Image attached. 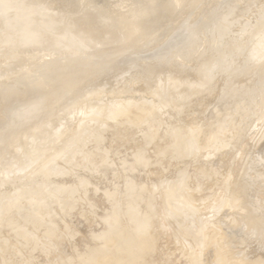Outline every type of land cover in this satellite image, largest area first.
Segmentation results:
<instances>
[{
  "label": "rangeland",
  "instance_id": "obj_1",
  "mask_svg": "<svg viewBox=\"0 0 264 264\" xmlns=\"http://www.w3.org/2000/svg\"><path fill=\"white\" fill-rule=\"evenodd\" d=\"M136 1L153 14L126 34L102 0H0V203L19 196L0 214V264H91L113 243L104 262L121 250L115 227L132 230L128 208L152 212L140 264H200L210 249L264 264V0ZM125 100L128 117L92 105ZM177 183L197 199L190 218L165 213Z\"/></svg>",
  "mask_w": 264,
  "mask_h": 264
},
{
  "label": "bare ground",
  "instance_id": "obj_2",
  "mask_svg": "<svg viewBox=\"0 0 264 264\" xmlns=\"http://www.w3.org/2000/svg\"><path fill=\"white\" fill-rule=\"evenodd\" d=\"M127 1V0H126ZM125 0H117V3L119 4V5H124V4H126L128 7H127V11L126 12H124V13H119L118 14V16H119V19H120V17H122L123 18V21L122 20H120V21H122V25L124 24V21L125 22H127V21H129V20H131V21H133L134 22V20L136 21V19H134V18H136L137 17V20H138V17L139 18H147V16H146V13H148V5H147V7L145 8V6L144 5H146V4H142L143 2H145V1H143V0H141V1H143V2H141L139 5H140V7L139 8H135V7H133L131 4H128V2L130 3V1H128V2H126ZM131 1H136V0H131ZM138 1H140V0H138ZM137 2V1H136ZM139 3V2H138ZM138 3L136 4L137 6H139L138 5ZM145 3H147V2H145ZM149 3V2H148ZM143 5V6H142ZM151 5V4H150ZM136 6V7H137ZM142 6V7H141ZM251 7V6H250ZM147 9V10H146ZM151 9H153L154 10V8L153 7H151L150 8V11H151ZM154 12V11H153ZM150 14L151 13H149V16L148 17H150ZM153 14V13H152ZM146 16V17H145ZM134 19V20H133ZM140 20V19H139ZM132 23V22H131ZM136 23L138 24L139 22L138 21H136V22H134V30L136 31ZM125 25H127L126 23L124 24V27L123 28H127L129 25H127V27L125 26ZM122 27V26H121ZM140 27V26H139ZM138 27V28H139ZM130 28V29H129ZM128 29L131 31V27H129ZM138 30V29H137ZM127 29H126V34H127ZM135 33V32H134ZM128 34H130V32L128 33ZM126 37H128L127 35H126ZM262 42L264 43V33L257 39V41H256V44L258 45V46H260V44H262ZM262 46V45H261ZM261 46L259 47V48H261ZM264 46V45H263ZM253 47H255V44H254V46ZM255 49V48H254ZM262 49V48H261ZM264 49V48H263ZM258 50V52H259V49H257ZM254 50H252V53H255V52H257L256 50H255V52H253ZM261 51V50H260ZM257 52V53H258ZM256 53V54H257ZM255 54V55H256ZM263 54V53H262ZM254 55V54H253ZM252 58V57H251ZM250 58V59H251ZM255 59V58H254ZM262 60V59H261ZM251 61H252V59H251ZM217 63V62H216ZM214 68V67H213ZM213 70V69H212ZM210 75V74H209ZM94 107H96L94 110H96L97 112H100V113H102V114H106V115H108V116H110L111 114H115L116 116H119V117H122L123 115H126L127 117L129 116V114L131 113V109L133 108V107H136L132 102H129L128 100H125V102H122V103H120V105H116L115 107H113L112 108V106L111 107H107V106H105L103 103H101V104H96V105H94V104H92ZM107 107V109H104V108H106ZM93 108V107H92ZM112 108V109H111ZM90 110H91V108H90ZM91 111H93V110H91ZM146 110H144V109H140L138 112H136L135 113V118H133L132 120H134V121H136V120H139L140 118H142V114H143V112H145ZM225 121V120H224ZM224 121L222 122L221 121V123H222V128H223V126L224 127H226L225 125V123H224ZM220 123V124H221ZM218 125H219V123H218ZM218 129H219V126H216ZM221 127H220V129H221ZM215 128V127H214ZM217 128H215V129H217ZM224 130H226L225 128H224ZM213 132V131H212ZM217 132V131H216ZM215 132V133H216ZM87 133V132H86ZM214 133V132H213ZM220 133H222V132H220ZM217 135V134H216ZM217 144H219V141H217L216 142ZM91 145H94V144H91ZM179 146H180V144H178ZM182 145V144H181ZM183 145H185V146H183V147H186V149L184 148V150H186L188 153L189 152H191L194 148H195V146H196V144H195V142H193V141H188L187 142V144L186 143H183ZM89 146V145H88ZM182 147V146H181ZM182 147V148H183ZM87 148V147H86ZM90 149V148H89ZM66 150V149H65ZM183 150V149H182ZM74 152L75 153H78V152H80V150L79 149H75L74 150ZM88 152V151H87ZM86 152V153H87ZM96 152L97 151H95L94 153L96 154ZM75 153H74V155H75ZM186 153V152H185ZM211 153V152H210ZM40 153H38L37 155H35V158L39 155ZM88 154V153H87ZM102 154V153H101ZM208 154V153H207ZM78 157V156H77ZM35 158H32L31 160H35ZM43 158V157H42ZM75 159H76V157H75ZM23 168L24 167H15L12 171H10V173H9V175L10 174H12L13 176L16 174V177L18 176V174H20L21 172H23ZM53 169L54 170H56L55 168H53V166L52 165H50L49 167H48V169H46L45 171H43L42 173H41V175L39 176V178H38V180H37V184H36V186L38 185V186H40V187H36V188H39V189H41V188H44L43 189V192L46 190V188L47 187H45V185H47L48 183V176H47V174L46 173H48V175L51 173V172H48L49 170H52L53 171ZM60 169V168H59ZM62 170V169H61ZM59 171V170H58ZM57 172V171H56ZM55 173V172H54ZM16 177H14V178H16ZM49 185V184H48ZM50 185H52V183L50 184ZM57 186H59V188H57L56 189V186L55 185H53V188L55 187V190L57 191L58 189V192H59V195H62V196H66L67 194V191L64 189V187L62 186L61 187V185H57ZM48 188H49V190L50 189H53V188H51V186H48ZM180 187H179V183H177V184H173L172 185V187H171V189L169 190V191H167L168 192V195H167V193H166V202H164V210H165V213L167 214V215H171L173 218H175V219H180V218H182V217H187V218H190L191 216H194V213H195V211H196V201L195 200H197V199H193V198H191L188 194L187 195H185V194H179V193H176V191L179 189ZM48 190V191H49ZM50 191H52V190H50ZM47 192V193H51V192ZM56 191H54V189H53V191H52V194L53 195H51V196H55L54 195V193L56 192ZM41 192V191H40ZM54 192V193H53ZM58 192H56V193H58ZM46 193V192H45ZM45 193H42V195L43 194H45ZM46 193V194H47ZM69 193V192H68ZM64 194V195H63ZM171 194V195H170ZM251 194V193H250ZM38 195H40V194H38ZM48 195V194H47ZM69 196V195H68ZM68 196L67 197H64V199L62 198V197H60V199H61V201L63 200H65V198H66V201L68 200L67 198H68ZM18 195H14V197L13 198H11V201H7V202H4V203H0V214L2 215V212H3V210L5 209V210H7V209H9L11 206H15V203L17 202V200H18ZM38 197V196H37ZM38 198H41V197H38ZM38 198H34V200L36 199V200H38ZM42 199V198H41ZM40 200V199H39ZM234 200H236V199H234ZM43 201V200H42ZM62 201V202H63ZM37 202V201H36ZM45 202V201H44ZM195 202V203H194ZM232 202V201H231ZM40 203H42V202H40ZM64 203H66V202H64ZM44 204V203H43ZM228 205V203H226V201H222L221 200V202L218 204L219 206H225V205ZM180 206H181V208H180ZM38 207H40V205L38 206ZM43 207V206H42ZM42 207H41V209H42ZM40 209V210H41ZM39 210V211H40ZM134 210V211H133ZM136 209L134 208V209H131V208H128L127 210H126V212H125V214H129V216L131 215V220H132V227H130V230L132 231H129V229H127L128 231H129V233H128V231L127 230H125V232L127 233H125L124 232V230H119V229H117L116 227H115V230L116 231H121V232H115V230L114 231H112V233L111 234H113V235H115V237H113L114 239H117V240H121L120 241V243H121V246H119V247H121V250L120 249H118L117 250V252L116 251H112V255L106 260V261H104L103 262V260H101V257H99L100 256V253H102V251L104 250V249H106V248H109L110 247V245L112 246L113 245V243L112 242H117L118 243V241H116V240H114V241H112L111 243L112 244H109L110 242H108V241H110L111 239H112V236L111 237H109V238H111L110 240H105L104 239V245H106L105 244V242L107 241L108 243H107V246H109V247H104L103 248V245H102V247H100V250L101 249H103V250H98V246H97V248H95V247H93V249L95 248V249H97V250H93V251H96V252H98V251H100V252H98V254H99V256H94L93 258H92V262H91V264H94V260L96 261L95 263L96 264H140V263H142L141 261H140V259H141V255H142V253H145V252H151L152 250H153V237L152 236H146V235H144V233L146 234V233H148V232H150L151 231V225H152V223H150V221H151V219L153 218L152 217V212L150 211V212H148V213H146V215H143L140 219H138V217L137 218H135V215H137V210L135 211ZM131 213V214H130ZM111 216L113 217V218H115L117 215H116V212L115 211H113V213L111 214ZM195 221H198V220H195ZM194 223V222H193ZM196 223V222H195ZM130 225V226H131ZM195 224H193L192 226H194ZM16 226H18V225H16ZM188 226V225H187ZM197 226V225H196ZM260 226V225H259ZM19 227V226H18ZM199 227V226H198ZM244 227V226H243ZM129 228V227H128ZM195 228H197V227H195ZM195 228H193V230H191L190 228L187 230L186 228V230H187V234L186 235H189V236H191V235H193V233H194V229ZM114 229V228H113ZM217 229H219V228H217ZM216 227H215V229H214V233H217L216 232ZM221 229V228H220ZM219 229V230H220ZM241 230V229H240ZM196 231V230H195ZM222 230H220V235L222 236V232H221ZM106 232V231H105ZM135 232H136V234H142L143 233V235L144 236H136V238H135V235H133V233L135 234ZM198 232H199V234H201L200 233V230H199V228H198ZM229 232V234H231L230 233V231H227V233ZM242 231H240V232H233V234H231L230 236H234L233 237V239L236 237L237 238V240L239 241V242H237V243H240V242H242V243H246V244H249L248 243V241H249V239H251V238H249L248 236H246L245 234L243 235L242 233H241ZM103 233H104V231H103ZM102 233V234H103ZM125 233V234H124ZM225 233V235H226V231H224L223 232V234ZM250 233V232H249ZM260 233V232H259ZM108 234V233H107ZM210 234H212V233H210ZM229 234H227L228 236H229ZM252 234V233H251ZM255 234V233H254ZM9 235V234H8ZM104 235H106V233H104ZM104 235H103V238H104ZM185 235V236H186ZM227 235L225 236V237H227ZM259 235V234H258ZM99 236H101V234L100 235H98V237ZM107 236V235H106ZM105 236V237H106ZM109 236H110V234H109ZM134 236V237H133ZM201 236V235H200ZM102 237V236H101ZM108 237V236H107ZM223 237V236H222ZM221 237V238H222ZM251 237H252V235H251ZM103 238H102V240H103ZM131 238L133 239V243H130V240H131ZM107 239V238H106ZM134 239H136L135 240V242H134ZM202 239V238H201ZM224 239H226V238H224ZM223 239V240H224ZM232 239V240H233ZM221 240V239H220ZM236 240V241H237ZM256 241H258V238L257 239H255ZM234 241V240H233ZM255 241V242H256ZM123 242V243H122ZM132 242V241H131ZM202 241L200 240V243H201ZM250 243L252 242V240L251 241H249ZM260 242V241H259ZM199 243V244H200ZM236 243V242H235ZM16 244V243H15ZM241 244V243H240ZM260 243H258V245H259ZM254 246H256V244L254 245ZM257 247H259V246H257ZM252 248V247H251ZM260 248V247H259ZM258 248V249H259ZM256 249L257 248H254V250L252 249V251H256ZM262 249V248H261ZM211 250V249H210ZM208 251V250H206L207 251V253L206 254H203L204 256H202L201 254H199V255H196V259L197 260H203V261H201L202 263H200V264H218L219 262H222L221 264H231V259H228L227 258V256H225V254L224 255H218V254H216L215 252H214V250H211V251ZM251 250V249H250ZM205 251V252H206ZM90 252H91V250H90ZM96 252H95V255H97L96 254ZM261 252H263V251H261ZM261 252H260V255H261ZM250 253V252H249ZM254 253V252H253ZM256 254H258V253H256ZM262 254H264V252L262 253ZM229 255V254H228ZM253 256V255H252ZM262 256V255H261ZM231 257V256H230ZM255 257V256H254ZM241 259V258H240ZM238 261V260H237ZM259 261V260H258ZM256 263V262H255ZM233 264H238L237 262H233Z\"/></svg>",
  "mask_w": 264,
  "mask_h": 264
},
{
  "label": "water",
  "instance_id": "obj_3",
  "mask_svg": "<svg viewBox=\"0 0 264 264\" xmlns=\"http://www.w3.org/2000/svg\"><path fill=\"white\" fill-rule=\"evenodd\" d=\"M102 1H104L108 6H110L111 7V9L113 10V11H115L117 14H119V13H124V12H126L127 11V5L126 4H122V5H119L118 3H117V0H102ZM131 3H133V5H135V6H137L136 5V3L134 2V1H130ZM152 15V14H151ZM147 18H149V17H147ZM140 19V20H139ZM138 19V22L139 23H141V22H143L146 18H139ZM134 34V33H133Z\"/></svg>",
  "mask_w": 264,
  "mask_h": 264
}]
</instances>
